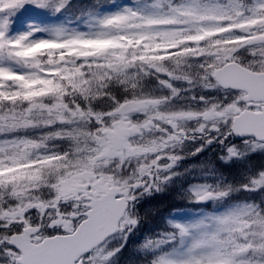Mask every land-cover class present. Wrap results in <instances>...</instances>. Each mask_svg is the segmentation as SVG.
Masks as SVG:
<instances>
[{"label":"snow or ice","instance_id":"snow-or-ice-1","mask_svg":"<svg viewBox=\"0 0 264 264\" xmlns=\"http://www.w3.org/2000/svg\"><path fill=\"white\" fill-rule=\"evenodd\" d=\"M68 2L0 0V264H109L180 145L264 150V0H154L86 32L33 21ZM146 78L170 94L145 92ZM181 91L200 107L172 108ZM262 186L264 172L242 190ZM167 243L178 250L150 264H264V206L176 224Z\"/></svg>","mask_w":264,"mask_h":264},{"label":"trees","instance_id":"trees-1","mask_svg":"<svg viewBox=\"0 0 264 264\" xmlns=\"http://www.w3.org/2000/svg\"><path fill=\"white\" fill-rule=\"evenodd\" d=\"M112 0H70L66 7L60 13L49 11H37L33 20H41L49 15L55 18H67L72 21L83 19L87 15L98 13L99 11L110 8ZM180 82V81H179ZM143 90L152 95L165 92L155 78H146L143 82ZM177 89L181 84L173 85ZM117 95H123L120 89H115ZM199 143L202 151L198 157H189L178 166L173 177L175 180L165 185L160 190L153 189L144 199L142 208H136L135 218L136 226L129 232L126 240L120 238L109 244V248H119L114 256L111 257L109 264H150V261L159 252H171L177 247V244H168L157 246L159 233H166L170 228L167 220L170 214L180 209L204 210L208 213L227 207L235 198L236 202L244 201L260 203L264 206V186L256 191H244L242 186L247 184L251 178H255L258 173L264 172V150L254 151L252 157H248L246 149L241 143L238 145L237 155L230 157L226 150L220 145L203 146L201 141H192ZM194 149V145L192 146ZM245 159H241L245 155ZM223 157V158H222ZM238 162V163H237ZM190 172L193 177L178 178L186 176L184 173ZM204 177V180L201 179ZM193 178V179H192ZM238 178H243L240 184ZM208 184L209 191H223L230 189L227 198L222 200H211L207 206L196 207L193 202L187 201V191L189 186ZM225 200H229L226 201ZM216 203V204H214ZM122 244V247H121Z\"/></svg>","mask_w":264,"mask_h":264},{"label":"rangeland","instance_id":"rangeland-1","mask_svg":"<svg viewBox=\"0 0 264 264\" xmlns=\"http://www.w3.org/2000/svg\"><path fill=\"white\" fill-rule=\"evenodd\" d=\"M72 1H78V0H72ZM147 5L148 4H144L143 3V0H132V4L127 3V1L114 2L112 8H110L108 10L106 9L104 11H99L98 13H95V14L87 15L83 19H79V20H76V21H72V20H69L67 18H55L52 15H49V16H47L45 18H42L41 20H38V21H36V20H33V21L38 26H40L42 28H45V29H51V28L56 27V26H63V27L67 28L70 31L86 32V31H89L90 30L91 25L93 24V20L96 17H100V16H104V15H110V14L116 13L118 11H121L124 8H129V7H131V8H141V7H144V6H147ZM34 38H47V34L45 32H39V33L36 34V37H34ZM172 83H173V85H175V84H181V88L180 89H183V88H186L187 87V85L184 82H182V81L181 82L174 81ZM169 94H170L169 89H166L165 88V92H162L161 94H154L153 96L161 97V96H167ZM191 94H194V93H189V92H185L184 91L183 96H180V97L177 96L176 98L173 99L175 101V103L170 102V106L172 108H174V109H176V108H185V107H192L193 109L199 108L200 105H194V104H192V101L190 100V95ZM190 142L191 141H186L185 143H183L182 145H180L177 148L176 154L179 155V156H181V157H183V158L182 159H179L176 162V164L177 163H182L185 159H187L189 157H195L196 158V157L199 156L198 154L200 152L196 153L195 155H191V153L195 152L196 149L189 150V148L191 149V146L189 147L187 145V143H190ZM212 145H214V143L207 145V147L212 146ZM216 145H218V144H216ZM199 146L200 145H198V147ZM253 152L246 151L247 156L248 157H252ZM245 156H246V154L245 155H242L240 158L241 159H245ZM230 157H233V156H230ZM174 167L175 166H173L171 169H169V170H167L165 172L160 173L161 180L157 182V188H158V190H160L161 188H163L165 185L171 184L175 180V177H173V175L177 171L179 172V169H177V170L169 173V175L166 174L170 170H172ZM184 174L186 175L184 177H180L179 176L180 174H178V178L180 179V178H190V177H193L190 172H187V173H184ZM165 177H168V178L165 179ZM201 179L204 180V177H202ZM238 180H239V183L240 184L244 181L243 178H238ZM209 189H210V186L208 184L193 185L189 189H187V191L184 192V193H187V201L193 202L194 197H193L192 194L194 192H197V191H200V190L209 191ZM210 201L211 200H208L207 202H204V203H195V202H193V203L194 204H202V205H204V204H209ZM226 201H229V200H225V202ZM248 203H252V202L244 201V202L238 203V202H236V200L234 198V199H232L231 203L228 204L227 208H223L221 210H218V211L214 212L213 214H208V213H206L204 211H201V210H197L196 212L195 211H192V210L174 212V213H172L170 215V218L167 220V223H168V225H170L171 229H173V231H174V225H176V224H181L183 226L188 227V226H190L192 224H195V223L199 222L202 219H205V218H208V217H211V216L223 215V214H225L228 211L234 210V209H236V208H238L240 206H244V205H246ZM171 233L172 232H170L169 229H168V232L167 233H162L160 235L161 238H159V239H163L164 241L167 242V240L169 239ZM177 250H178V248H176L172 252H176Z\"/></svg>","mask_w":264,"mask_h":264},{"label":"flooded vegetation","instance_id":"flooded-vegetation-1","mask_svg":"<svg viewBox=\"0 0 264 264\" xmlns=\"http://www.w3.org/2000/svg\"><path fill=\"white\" fill-rule=\"evenodd\" d=\"M174 166H176V165H174ZM175 170H176V169H175V167H174L172 170H170V171H169L168 173H166V174L169 175V173H171V172H173V171H175ZM152 190H153V189H152ZM152 190H150V191H148V192H146V193H142V194L138 197V199L134 202V208H142V206L144 205V199H145L146 197L152 195V194H150Z\"/></svg>","mask_w":264,"mask_h":264},{"label":"water","instance_id":"water-1","mask_svg":"<svg viewBox=\"0 0 264 264\" xmlns=\"http://www.w3.org/2000/svg\"><path fill=\"white\" fill-rule=\"evenodd\" d=\"M236 141H241L240 138H235Z\"/></svg>","mask_w":264,"mask_h":264}]
</instances>
